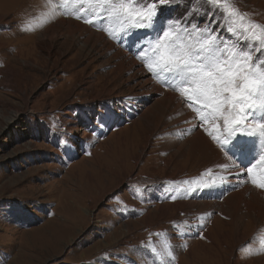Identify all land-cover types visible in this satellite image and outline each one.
<instances>
[{
	"label": "rangeland",
	"instance_id": "1",
	"mask_svg": "<svg viewBox=\"0 0 264 264\" xmlns=\"http://www.w3.org/2000/svg\"><path fill=\"white\" fill-rule=\"evenodd\" d=\"M62 2L0 0V264H264V223L240 243L221 212L200 231L199 217L175 204L213 201L221 189L209 163L188 166L160 153V135L151 136L140 120V104L154 97L126 110L104 99L112 79L99 80L97 63L87 71L92 60L65 67L76 50L59 66L45 60L39 29L75 18ZM65 7L72 13L101 5L67 0ZM164 14L264 34V0H169ZM99 27L108 39L119 34L111 22ZM218 35L232 37L223 28ZM97 72L88 88L84 79ZM210 122L208 131H223L222 119Z\"/></svg>",
	"mask_w": 264,
	"mask_h": 264
},
{
	"label": "snow or ice",
	"instance_id": "2",
	"mask_svg": "<svg viewBox=\"0 0 264 264\" xmlns=\"http://www.w3.org/2000/svg\"><path fill=\"white\" fill-rule=\"evenodd\" d=\"M66 2L61 5L65 14L89 25H117L119 34L107 33L109 38L126 46L154 80L206 111L201 123L222 119L223 131L220 125L213 131L204 129L226 161L218 167L264 190V174L254 173L258 167L264 168V34L247 28L237 34L223 24L214 27V19H206L201 26L183 16H165L169 0H97L99 11L76 9L73 13L68 12ZM207 2L218 4L220 0ZM28 27L22 26V30ZM221 28L232 33L231 39L218 35ZM253 53L257 54L255 60ZM238 136L255 137L258 143L259 158L247 167L226 150ZM234 147L241 155L252 150L243 139ZM224 182H228L227 175L221 176ZM169 198L175 200L176 196ZM167 255L174 261L171 251Z\"/></svg>",
	"mask_w": 264,
	"mask_h": 264
},
{
	"label": "bare ground",
	"instance_id": "3",
	"mask_svg": "<svg viewBox=\"0 0 264 264\" xmlns=\"http://www.w3.org/2000/svg\"><path fill=\"white\" fill-rule=\"evenodd\" d=\"M72 17L75 15L72 14ZM93 29L95 28L89 24L78 23L76 18H59L56 23H51L42 30L39 29L40 32L38 31L36 38L39 40V49L45 52V60L55 66L61 65L65 56L73 50H76V55L67 61L65 67L92 60V63L85 67L87 71L93 63H97L98 69L103 71V77L99 79L96 77L98 72L94 73L84 79V84L91 88L96 78L106 82L109 77L112 79L113 87L106 88L103 97L116 101L120 107L129 110L131 105L139 103L141 97L144 96L147 100L154 97L151 105L140 104V120L147 126L151 136L160 135V153L171 154V158L186 161L188 166L194 161L200 164L209 163L213 169V174L209 175L211 182L215 183L216 188L221 189L220 193L210 196L213 201L193 199L175 204L184 205L185 212L191 218L199 217L200 231L211 225L216 212H221L220 215H225L226 225L231 227L236 241L243 243L264 223V190L248 184V180L236 179L234 174L226 173L218 167L226 161L217 151L215 141L212 143L204 131L205 127L212 126L211 119H206L201 123V117L207 116L206 111H201L195 102L187 101L178 91L166 88L154 80L135 60L136 58H133L128 48L126 46L117 48L118 45L116 47L109 40L110 38L106 37L101 27ZM107 69L110 71H106ZM88 78L90 81H87ZM9 82L10 80L4 81L2 85L10 84ZM210 131L213 129L210 128ZM242 139L247 140L252 147L254 146L255 138L240 136L239 139L235 138L226 149L241 166H243L242 159L246 160L244 164H247L250 160L258 158L260 154L257 146L248 154L241 155L234 145ZM147 144H151V137L148 138ZM254 173L260 176L264 174V170L258 167L254 169ZM223 175L228 176V182L221 183ZM225 196L227 198L221 201Z\"/></svg>",
	"mask_w": 264,
	"mask_h": 264
}]
</instances>
